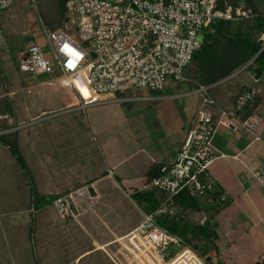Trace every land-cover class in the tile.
Returning a JSON list of instances; mask_svg holds the SVG:
<instances>
[{"label": "built area", "instance_id": "obj_1", "mask_svg": "<svg viewBox=\"0 0 264 264\" xmlns=\"http://www.w3.org/2000/svg\"><path fill=\"white\" fill-rule=\"evenodd\" d=\"M36 4L37 0H29ZM50 1V0H46ZM20 0H0V53L7 49L1 16ZM62 24L49 30L42 24L45 43H28L18 51V71L29 78L61 77L84 107L107 101L146 99L148 92H163L169 86H193L199 106L192 125L173 161L162 165L153 186L165 193L152 212L142 210L139 223L130 232L154 259L155 264H213L186 239L160 225L159 219L175 220L180 207L175 199L186 190L201 203L188 218L194 225L208 221L206 209H219L226 196L216 193L210 166L225 157L213 145L225 117L238 119L257 96L254 89L237 96L233 111L220 110L211 97L216 85L202 86L186 75L193 57L218 21L239 22L250 16L242 9L220 10L218 0H64ZM258 41L264 42V33ZM264 45L262 46V50ZM143 94V96H142ZM218 110L214 117L212 110ZM9 116L0 115L1 120ZM258 121H241L255 131ZM264 187V169L255 174ZM64 219L76 218L74 193L53 201ZM187 253L186 261L179 256ZM175 259V260H174ZM177 259V260H176Z\"/></svg>", "mask_w": 264, "mask_h": 264}, {"label": "rangeland", "instance_id": "obj_2", "mask_svg": "<svg viewBox=\"0 0 264 264\" xmlns=\"http://www.w3.org/2000/svg\"><path fill=\"white\" fill-rule=\"evenodd\" d=\"M218 3L222 11L230 9L235 13L236 9H242L249 14L248 19L239 21L247 24L240 26L242 36L247 33V27L253 26L256 18L264 17V0H218ZM60 10L54 0H37L36 4L20 0L1 21L7 49L0 53V115L7 114L9 118L1 120L0 136H9L8 141L17 145L42 195L56 200L66 193H74L75 219H64L53 202L45 207L67 227L63 234L65 229L59 225V254L62 255L65 250L67 254L77 256L96 250L98 244L116 239L96 253L82 258L79 264H155L144 246L132 236L122 240L117 238L130 234L141 219L143 208L130 195L150 192L155 193L158 200L163 198L149 175L159 165H139L136 159H125L127 170L135 169L133 174L120 183L111 175L115 167L114 159H121L114 157V152L121 151L124 159L134 146L129 141L124 143V137L130 135L134 141L138 133L142 134H138L139 137L144 135L142 131H146L145 124L151 122L153 114L150 105L132 100H106L84 107L71 90L62 86L61 77L35 79L18 71V51L28 43L44 44L42 24L49 29L58 28L63 21ZM212 35L213 52L217 56L211 53L206 59L200 57L199 63L193 62L188 70L190 77L204 83L232 69L225 78L213 84L224 87L242 75L255 76V57L245 61L242 57L244 53L228 41L235 35L227 34L225 30L221 33L214 31ZM259 35L258 31L252 33L255 39ZM237 85L240 87L238 82ZM155 94L157 92H148L144 96ZM194 95L187 100L191 110L190 101L199 99L198 94ZM236 99L237 96L235 102ZM184 103L185 100L179 99L171 110L184 109ZM132 120L143 123L136 128V125H131ZM179 136L181 133L175 132L169 137L173 141ZM144 141L139 138L140 143ZM11 157L14 156L11 154ZM18 168L24 173L20 165ZM16 181H11L12 189H16ZM143 205L147 204L144 202ZM188 245H196L198 252L204 251L195 241L192 244L188 242ZM219 261L216 260V263Z\"/></svg>", "mask_w": 264, "mask_h": 264}, {"label": "crops", "instance_id": "obj_3", "mask_svg": "<svg viewBox=\"0 0 264 264\" xmlns=\"http://www.w3.org/2000/svg\"><path fill=\"white\" fill-rule=\"evenodd\" d=\"M7 13L2 14L1 21ZM191 86H169L163 92H157L154 97L146 95V99L133 100L149 104L153 114L151 122L145 124L146 131H142L144 135L140 136L145 140L143 143L139 142L140 133L134 141L132 136L127 135L123 139L124 143L129 141L134 145L130 155L123 159L121 151L114 152V157L121 159H114L115 167L111 175L119 183L126 181L135 170H127L125 159H136L139 165L142 163L146 166L152 163L162 166L173 161L192 125L200 102L198 98L197 101L191 100V110L187 101L194 95ZM229 86H215L210 90L220 110L233 111L235 97L250 89L257 93L253 102H259L257 105L249 103L238 114V119L223 118L214 136L215 149L225 157L212 163L210 173L216 182L217 195L223 194L227 200L217 213L206 212L207 222L216 233V238L213 244L215 247L206 245L208 252L204 257L209 258L208 262L213 264H261L264 261V187L256 182L254 176L264 169V72L258 78L242 75ZM240 88H243L242 92ZM179 99L186 101L184 109L171 110ZM212 112L215 118L219 116L218 110ZM248 118L251 123L258 121L255 131L241 125V121ZM135 120H132L131 125L138 128L143 121H138V124ZM175 132L181 133V136L172 141L169 136ZM142 147L145 149L141 150ZM18 167L9 149L0 144V264H79L82 258L96 253L98 247L115 242L116 239L98 244L96 250L77 256L67 254L65 250L62 255L59 254V225L65 229L63 234L67 227L51 215L50 209H33L30 182L40 194L41 190L33 181L29 168L31 180ZM13 180H17L16 189H12ZM218 259L220 261L216 263Z\"/></svg>", "mask_w": 264, "mask_h": 264}, {"label": "trees", "instance_id": "obj_4", "mask_svg": "<svg viewBox=\"0 0 264 264\" xmlns=\"http://www.w3.org/2000/svg\"><path fill=\"white\" fill-rule=\"evenodd\" d=\"M54 1H56V4L61 9L60 11H62V14L64 16V12H65L64 0H54ZM63 16H62V19H63ZM242 23L243 22L233 23V22L218 21L212 26V29L213 31L218 32V33H221L223 30H225L227 34L235 35L234 38L228 39L229 43L233 45L234 47H237L240 51L244 53L242 57L245 59V61L250 60L255 57L253 61V64L255 65V69L253 72H254V75L258 78L264 72V49L262 50L263 43L253 38L252 33H254L255 31H258L259 34L264 33V17L259 16L258 18H256L255 22L253 23V26L247 27L248 28L247 33L244 36H242V33L240 31V26L242 25ZM243 25L246 26L247 24L243 23ZM56 29L57 28H52V29L50 28L49 30H56ZM213 46H214V37L212 34H209L206 37L204 45L201 48V50L193 57L192 63L193 62L199 63L200 57H202V59H206L208 55H210L211 53H213V56L214 55L217 56L216 53L213 52L214 51ZM201 62L203 64L202 60ZM189 67L186 69L187 76H189L188 74ZM222 68H224V66H222ZM231 71L232 69H230L226 73H223L220 76H216L214 79H209L205 81L204 83L200 82V80L197 81L196 79H194V77H190V76L189 77L192 78L199 85L209 86V85H213L220 79L225 78ZM39 78L45 79L46 76H40ZM258 102L259 101L255 102V105H257ZM8 139H9V136L7 135L0 136V142L9 148L11 154L16 158V161L19 163L21 168L24 170L26 177L29 180H31L29 170L24 162V159L17 145L10 143ZM161 168L162 166H158L156 169H154L152 173L149 174L150 177L153 179L158 178L161 175L160 173ZM30 187H31V195L33 198V209L35 211H40L44 209L45 207L52 204L54 199L41 195L36 190L32 181L30 182ZM161 193L163 194V198H161L160 200H158L155 193H150V192H147V193L136 192L133 195H130V197L134 201L141 204V207L143 208L142 210L146 212H152L154 209H156L161 204V202L165 198V193L164 192H161ZM144 202L147 205L142 206ZM175 202L180 207V214L178 218L175 220H168L166 218H161L159 219L160 225L166 228L171 233L176 234L183 239H186L187 243L189 242V244H192L193 241L199 244L201 242H204V244L200 245L204 248V251L202 253L200 252V254H202L203 256L206 255L208 252V248H206V245L208 244V245L214 246L213 244L216 238V233L212 231V228L210 227L208 222H206L202 226L192 225L188 218V215L190 212L200 211L202 209L201 203H199L196 199L190 197L186 190L182 191L178 195V197L175 199ZM219 210L220 208L219 209H210V208L206 209V211L209 212V214H210V211L213 213H217ZM193 247L197 250L196 245L195 246L193 245ZM261 264H264V261Z\"/></svg>", "mask_w": 264, "mask_h": 264}, {"label": "bare ground", "instance_id": "obj_5", "mask_svg": "<svg viewBox=\"0 0 264 264\" xmlns=\"http://www.w3.org/2000/svg\"><path fill=\"white\" fill-rule=\"evenodd\" d=\"M128 237H131V234H128V235H126V236H124V237H121L120 239H118V240H122V239H125V238H128ZM103 247L102 246H100V247H98L97 249H102ZM186 257H187V253H183V254H181L180 256H179V260L178 261H181V259H183V261H186ZM175 260V259H174ZM177 260V259H176Z\"/></svg>", "mask_w": 264, "mask_h": 264}, {"label": "water", "instance_id": "obj_6", "mask_svg": "<svg viewBox=\"0 0 264 264\" xmlns=\"http://www.w3.org/2000/svg\"><path fill=\"white\" fill-rule=\"evenodd\" d=\"M254 59H255V58H254ZM254 59H253V60H254ZM251 62H252V61H251Z\"/></svg>", "mask_w": 264, "mask_h": 264}]
</instances>
